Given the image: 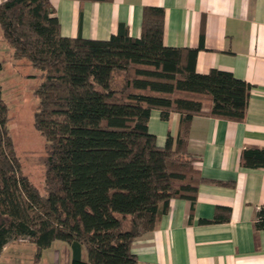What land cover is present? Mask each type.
Masks as SVG:
<instances>
[{"label": "trees", "instance_id": "obj_1", "mask_svg": "<svg viewBox=\"0 0 264 264\" xmlns=\"http://www.w3.org/2000/svg\"><path fill=\"white\" fill-rule=\"evenodd\" d=\"M140 27L139 37L123 24L106 39L64 36L50 0H0L10 56L39 70L33 124L45 139L42 193L15 152L0 85V252L28 239L38 259L60 240L70 264H138L132 242L170 201L193 205L207 180L188 149L192 117L243 120L251 84L217 68L198 73L197 48L165 45L162 7L144 6ZM152 109L162 120L180 115L162 145L148 128ZM240 163L264 167V147H245ZM229 217V206L216 205L212 219L199 221ZM253 227L264 229V204Z\"/></svg>", "mask_w": 264, "mask_h": 264}, {"label": "crops", "instance_id": "obj_2", "mask_svg": "<svg viewBox=\"0 0 264 264\" xmlns=\"http://www.w3.org/2000/svg\"><path fill=\"white\" fill-rule=\"evenodd\" d=\"M64 36L106 39L119 25L139 37L144 6L164 9L163 43L197 48L195 68L226 70L251 84L245 117L240 121L195 115L188 149L200 156L197 168L207 181L193 205L174 198L156 227L131 245L138 264H264V229L255 230L264 204V167L240 163L245 147H264V0H50ZM180 115L167 120L152 109L149 130L159 145L176 135ZM230 207L227 221L212 219L215 206ZM58 241V242H57ZM28 239L7 242L0 264H70L66 242L55 240L35 258Z\"/></svg>", "mask_w": 264, "mask_h": 264}, {"label": "rangeland", "instance_id": "obj_3", "mask_svg": "<svg viewBox=\"0 0 264 264\" xmlns=\"http://www.w3.org/2000/svg\"><path fill=\"white\" fill-rule=\"evenodd\" d=\"M0 60L4 61L0 70V85L2 97L8 107L7 126L15 152L20 158L25 174L39 191L44 193L43 167L38 158L45 153V139L33 124V113L38 103L33 94V86L40 81L37 76L39 70L30 66L24 59L17 60L10 56L9 47L1 37V31Z\"/></svg>", "mask_w": 264, "mask_h": 264}, {"label": "built area", "instance_id": "obj_4", "mask_svg": "<svg viewBox=\"0 0 264 264\" xmlns=\"http://www.w3.org/2000/svg\"><path fill=\"white\" fill-rule=\"evenodd\" d=\"M20 240H25V239H20Z\"/></svg>", "mask_w": 264, "mask_h": 264}]
</instances>
